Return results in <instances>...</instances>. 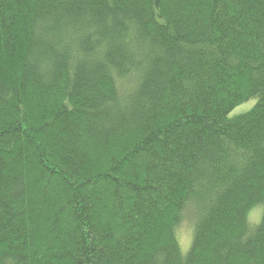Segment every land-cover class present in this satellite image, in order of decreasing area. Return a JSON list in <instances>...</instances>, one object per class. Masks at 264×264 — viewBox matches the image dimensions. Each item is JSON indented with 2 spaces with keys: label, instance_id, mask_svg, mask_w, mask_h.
I'll return each instance as SVG.
<instances>
[{
  "label": "trees",
  "instance_id": "1",
  "mask_svg": "<svg viewBox=\"0 0 264 264\" xmlns=\"http://www.w3.org/2000/svg\"><path fill=\"white\" fill-rule=\"evenodd\" d=\"M0 264H264V0H0Z\"/></svg>",
  "mask_w": 264,
  "mask_h": 264
},
{
  "label": "rangeland",
  "instance_id": "2",
  "mask_svg": "<svg viewBox=\"0 0 264 264\" xmlns=\"http://www.w3.org/2000/svg\"><path fill=\"white\" fill-rule=\"evenodd\" d=\"M243 108L244 107L239 108L236 111V114H242V113H244L245 111L244 112H241V111H243ZM258 213L259 212L257 211L255 214L252 215V218L254 220H256V219L259 220V214ZM179 240H180L181 246H182L181 247V251L185 254L186 252H184V251H187L186 249L191 245V241H192V233H191L190 225L189 224H186V226L180 232V234H179Z\"/></svg>",
  "mask_w": 264,
  "mask_h": 264
}]
</instances>
